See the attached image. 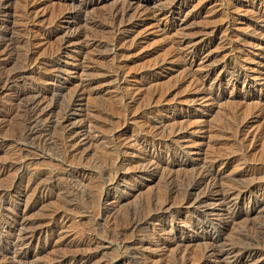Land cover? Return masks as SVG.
<instances>
[{
  "label": "rangeland",
  "instance_id": "1",
  "mask_svg": "<svg viewBox=\"0 0 264 264\" xmlns=\"http://www.w3.org/2000/svg\"><path fill=\"white\" fill-rule=\"evenodd\" d=\"M126 1L141 21L120 45L108 19ZM80 6V22L61 19ZM169 9L170 29L153 17ZM4 16L18 42L0 78L27 73L0 82V264H220L207 248L236 245L229 261L264 264V0H9ZM171 39L186 40L183 51L205 43L202 59L186 69ZM204 77L212 95L194 87ZM25 85L46 89L54 120L71 107L70 138L17 135L12 92ZM213 162L221 192L206 183L186 202L187 183Z\"/></svg>",
  "mask_w": 264,
  "mask_h": 264
},
{
  "label": "bare ground",
  "instance_id": "2",
  "mask_svg": "<svg viewBox=\"0 0 264 264\" xmlns=\"http://www.w3.org/2000/svg\"><path fill=\"white\" fill-rule=\"evenodd\" d=\"M8 1L9 0H0V66L1 67L5 66L9 62L8 56H10V53H12V50H13V47H11V46L15 45V43L18 42V41H14L13 40L14 38H11V36H9L8 25H7V18H6V16H4V15L8 14ZM126 3H125V5H122V6H120V5L116 6L111 11L110 14L108 13L109 14V19L108 20H110L108 22V24L110 25V27H112V28L115 29V32L116 33H118V36L115 38V41H116V43H119L120 45H121L122 42L125 44L126 42L129 41L128 40V37H127V34L126 35L124 34V32L129 28V25H133V24H136V23H138V22L141 21V19H139L141 16L138 17L137 20H134V21L130 20V18H132L131 17L132 15L129 18V13L133 9V5H131V3H129L128 1H126ZM33 9H34L33 4L32 5H29L28 4V6L25 9V13H24L26 15V18H29L31 21L34 20L33 17L31 18ZM164 10H165V8H164ZM82 12H83V8H82V6H80V8L78 7L74 11L66 12V13H64L62 15V17L61 16L60 17H61V19H63L66 16H69V15L71 16L72 15L73 17L76 16L78 18V21L80 22L79 19L81 18ZM138 13L139 14H142L144 16V14H143L144 11H139ZM152 13H149L147 11V12H145V15H146V17H148V16H151ZM168 14H170L172 16V18H173V15L175 13L172 11V9H169V11H164L161 14L164 17H161V16L159 17V16H156L154 14H153V17L155 19L160 20V22L162 21V23L164 24V27L165 28L170 29L171 27H173V25H172V19H169ZM137 16H138V14H137ZM137 16L134 17V18H137ZM88 20L92 21L91 23H93L94 25H101L102 26V24L100 22L96 21L95 19L89 18ZM101 22H103V21H101ZM109 25H108V27H109ZM155 25H156V23H155ZM32 30L33 29H32L31 24L26 25L24 27V31L29 32V31H32ZM82 34H83V30H79L78 32H76V33H74L72 35V38L70 40H73V39H76V38H80L82 36ZM15 40H17V39H15ZM27 40L29 41L30 44H33L34 43V39L33 38H27ZM133 40H134V38H133ZM140 40L141 39H139V41ZM137 43H138V41H135V44L136 45H138ZM171 43H172L171 45H173V47H174V50H177L173 54V58L180 59L179 60L180 64L182 66H184L188 70H190V68H192L196 63H198V61H200L202 59L200 57V53L202 52V49L206 45L203 42H194L193 43L194 45L191 48L189 47L190 49H188L187 51H183L185 48L183 50H181L182 49L181 47H182V45H184V43H186V40H184V39H176V40H172ZM34 53L35 52L33 50H30V51L28 50V53L26 54V58L22 62V67H26V65H28L29 63H32V61L35 59ZM51 57L52 58L49 57V59H47V61L49 62V63L48 62L47 63H48L49 66H51L54 69V67L58 63V58H55L53 56H51ZM7 71L3 72V74L1 75V78H0V82H1V84H3V86H5L6 84H9V83H11L10 86H12V84H14L15 82H18V80L24 78L25 77V74L27 73L26 70L23 71L21 69L18 70V71H10V70H9L10 72H7ZM204 79H205V77L203 79H201L200 82H197V83H194L196 80L192 79V82L194 84V87L196 89H200V90L204 91L206 93V95H212L214 88H212V89L211 88H206L205 87L206 85H205ZM187 80H190V77ZM83 90H82V92H83ZM12 93L14 94L13 95L14 96V99H17V103L18 104L20 103L21 106H22V109H20L21 112L19 114L20 115V121H19L20 126H19V128L21 130H18L17 129L18 131H20V132L17 133V135L19 137H21V138H23V137L24 138L33 137L34 138V142L36 143V145L40 146V145H46L47 144V142H48L47 140L50 137V133H51V130L52 129L59 130V133L58 134H59L60 138L63 141H66L75 132L76 127L69 126V120L71 119V114L68 111H70L71 107L70 108H67L68 110H66L60 116V118L55 119V120L52 119V118H50L53 110L55 109L56 103L51 102V103H48L47 104L45 102V101L48 100L47 99V91H46L45 88L39 87V86L27 87L25 85V86L16 88L15 91L12 92ZM81 95L83 96V94L80 93V95H78V97H81ZM156 95H162V94H160V93L157 92V94H155V96ZM206 95H204V96H206ZM47 102H49V101H47ZM123 106L125 108H127L129 105L127 103H124ZM9 111H10V109H9ZM7 115L8 114L5 113V115H3V117H6ZM46 121L48 122V124H46L47 123ZM179 135H180V133H179ZM215 162L208 163L209 165H206L204 168L202 167L197 172V176L198 177L195 178L193 176L195 178L193 180V182L192 183H190V182L187 183V187H185V188H187L186 189V192H185L186 193V196L184 198L186 200V202L189 201V200H191L194 197V195H195L194 193L196 192V190L199 189L200 187H202L206 183L208 185V191H209L208 193L209 194L210 193L215 194V193H220L221 192L220 185H222L223 183L221 184L220 183L221 181L219 182V176H221V175H220V171L217 170L218 169V166H217V164ZM146 169L150 171L152 168L151 169L146 168ZM155 171L156 170H153V169L151 170V172H155ZM169 178L173 180V178H171V176ZM236 185H239V184H236ZM222 186H224V185H222ZM235 188H237V187H235ZM238 188H239V186H238ZM224 189H225V187H224ZM231 190H234V189H231ZM238 190H240V189H238ZM235 191H236V189H235ZM240 192H238V196H243V195L240 194ZM245 192L246 191L243 192L244 196H245ZM235 195H236V193H235ZM167 197H169V196H167ZM168 199H170V198H168ZM194 200L196 202H203L206 199H205V196H202V197H199V198L196 197ZM168 201H167V198H166V200L164 202H162V205L159 207V209L160 210H164V208H166L169 205ZM148 218H149V216H148ZM135 219H132L131 224L130 225L127 224V225L130 226L131 228H136L137 226H140L141 225L140 224V221H138V220L136 221ZM204 221L205 220H203V222ZM196 222H198V221H196ZM240 250L241 249L239 247H237V245L236 246H232L229 250H224V249H222V247L219 248L217 246H210V248H207V250L204 252L205 253L204 255L205 256H208V257H213L216 260V263L218 262L220 264H236V261H229L227 256L229 254H231V253H233L234 255L238 256L240 254ZM253 257H254V253H250V254H247L246 255V258L248 260H249V258L250 259H253ZM257 261H258V259H256V260L254 259L250 264H257ZM181 264H185V262L182 261Z\"/></svg>",
  "mask_w": 264,
  "mask_h": 264
}]
</instances>
